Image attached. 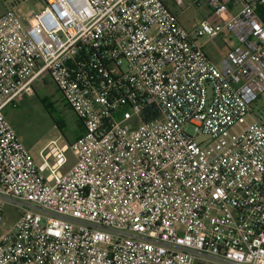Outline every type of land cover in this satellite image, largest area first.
<instances>
[{"label": "built area", "instance_id": "1", "mask_svg": "<svg viewBox=\"0 0 264 264\" xmlns=\"http://www.w3.org/2000/svg\"><path fill=\"white\" fill-rule=\"evenodd\" d=\"M167 1L0 16V264H264V0H171L208 5L193 32ZM47 78L84 130L43 175L5 110Z\"/></svg>", "mask_w": 264, "mask_h": 264}, {"label": "rangeland", "instance_id": "2", "mask_svg": "<svg viewBox=\"0 0 264 264\" xmlns=\"http://www.w3.org/2000/svg\"><path fill=\"white\" fill-rule=\"evenodd\" d=\"M167 2L178 16L180 23L191 32L194 31L209 10L208 5L203 1L200 4L186 2L183 8L175 6L171 0ZM46 3L47 0H0V13L11 9L23 14L29 11L39 12L46 6ZM207 40V37L199 38L198 42L205 44L208 54L212 55L217 52L216 47L208 44ZM34 89L35 91L32 95L24 96L23 100L14 106H8L5 112L18 137L29 148L40 172L43 175H47L48 170L40 156V150L52 139H63L60 130L55 124V120L61 121L67 134L71 132L70 138L72 142L75 140V130L77 129L78 131L81 125L78 124L76 116L50 78L42 82L37 81ZM45 98H48L49 102H51L50 111L41 102V99ZM254 119H260L264 122V94L253 105L252 115L247 118L246 122L249 123ZM190 132H193L192 129H190ZM201 139L202 137L198 140ZM67 155L70 159L67 168H70L75 162L71 148L67 151ZM4 214L7 226H13L18 219L16 209L8 207ZM7 226L0 225V237L6 233Z\"/></svg>", "mask_w": 264, "mask_h": 264}, {"label": "crops", "instance_id": "3", "mask_svg": "<svg viewBox=\"0 0 264 264\" xmlns=\"http://www.w3.org/2000/svg\"><path fill=\"white\" fill-rule=\"evenodd\" d=\"M6 11H8V10H5V11H3V12H1L0 13V16L2 15V14H4ZM30 12V11H29ZM19 14H23V13H19ZM27 14V13H26ZM23 15H25V14H23ZM204 38V37H203ZM208 38V44H212V45H214V47H216V53H214V54H208V52H207V48H206V45L205 44H203V43H201L203 46H204V48H205V51H206V53H207V55L209 56V58L213 61V62H215V63H219L220 61H221V59L227 54V52H228V50H229V47L230 46H232V45H234V41H232V40H230V37H228L227 35H223L221 38H215V39H211V38H209V37H207ZM202 39V38H201ZM214 51V50H213ZM48 79V78H47ZM46 79V80H47ZM45 80V81H46ZM76 119H77V117H76ZM78 120V119H77ZM78 124H80L81 126H80V128L78 129V131H77V129L75 130V134H76V132L77 133H79L80 135H82V133H83V126H82V124H81V122L78 120ZM79 135V136H80ZM75 141V140H74ZM71 143H72V141H71ZM46 146V145H45ZM44 146V147H45ZM43 147V148H44ZM42 148V149H43ZM41 149V150H42ZM40 150V151H41Z\"/></svg>", "mask_w": 264, "mask_h": 264}, {"label": "trees", "instance_id": "4", "mask_svg": "<svg viewBox=\"0 0 264 264\" xmlns=\"http://www.w3.org/2000/svg\"><path fill=\"white\" fill-rule=\"evenodd\" d=\"M41 102L43 103V105L45 106V108H46L47 110L50 109L51 102H49V99H48V98L41 99ZM49 111H50V110H49ZM55 124H56V126L58 127V129L60 130L63 139H64L65 141L71 143V138H70V137H71V132H70V134H69V133L67 134V133L64 131V128H63V125H62L61 121H57V120H55ZM79 135H80V134L76 132V134H75V140L79 137Z\"/></svg>", "mask_w": 264, "mask_h": 264}]
</instances>
